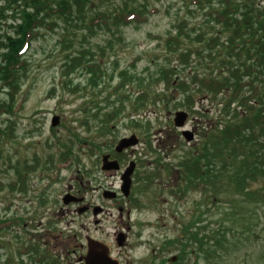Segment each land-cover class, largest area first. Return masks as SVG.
Wrapping results in <instances>:
<instances>
[{"label": "trees", "instance_id": "obj_1", "mask_svg": "<svg viewBox=\"0 0 264 264\" xmlns=\"http://www.w3.org/2000/svg\"><path fill=\"white\" fill-rule=\"evenodd\" d=\"M93 1L0 0V29L8 22V30L0 32V94L8 91V105L6 99L0 98V112L12 111L15 95L27 76L24 52L41 28L50 30L62 21L65 31L74 28V37L78 32L85 37L97 30L114 34L123 26L140 25L147 18L146 5L141 1L119 0L113 6H104L107 0H96L97 7ZM191 1L195 8L203 10L207 27H201L194 39L204 44L181 46V35H191L177 28L179 36L165 39L167 53L156 55L155 73L149 67L144 75L120 69L119 79L112 85L108 78L114 80V69L110 71L103 59L91 53L85 57V51L78 48L66 56L61 71L63 87L75 91L80 83L73 84L72 75H87L83 89L91 86V97L79 106L83 112L79 122L95 135H75L67 140L53 136L56 140L49 146L61 148L58 153L49 152L46 160L52 162L57 155L60 161L80 164L79 151L84 145L88 144L87 150L95 155L104 146L111 149L110 140L103 144L100 137L111 131L112 122L119 120L124 111L139 115L157 102L188 109L200 117L199 140L184 150L174 164L155 159L154 169L140 176V196L135 205L141 208L148 204L147 200L152 202V196L159 193L152 190L154 180L171 173L174 182L168 185L166 196L167 201L174 198L177 202L170 210L173 216L175 211L179 214L175 223L179 227L160 248L163 252L176 250L177 260L170 264H187L193 257L197 263L204 257L207 264L212 260L237 264L239 244L254 250L252 254L258 252L261 260L252 264H264V18L258 15L253 0ZM188 7L190 13L195 11ZM110 42H106L109 50L113 48ZM189 68V76L185 77L183 70ZM204 69H210L209 73ZM163 82L164 91L156 92L155 86ZM133 83L138 85L131 92L126 85ZM199 97L203 104L195 110ZM208 103L216 106L211 116L209 109H204ZM130 121L149 130V122L143 123L140 118ZM35 157L36 161L40 159ZM22 171L17 169L19 176ZM192 193L199 195L192 209L179 212L183 198ZM5 220L0 219V233ZM7 245L8 239L0 237V247ZM166 261L162 256L154 264Z\"/></svg>", "mask_w": 264, "mask_h": 264}, {"label": "rangeland", "instance_id": "obj_2", "mask_svg": "<svg viewBox=\"0 0 264 264\" xmlns=\"http://www.w3.org/2000/svg\"><path fill=\"white\" fill-rule=\"evenodd\" d=\"M97 1H93L95 7L98 5ZM135 1L137 3L141 1L146 5L145 14L147 18L140 25L123 26L118 31H114V34L97 30L91 34H85V37H83L82 32H78L77 36L74 37L73 32H75V29L70 28V31H65L62 28L65 24L62 21H58V26L56 25L53 29L41 28L39 34L36 35V39L27 46L24 52L28 60L27 76L15 95L12 111L0 112V219L6 218L5 224H3L5 226L2 228L4 231L0 233V237L8 239V243H10L8 234L11 232V226L7 225L9 219L15 224V219L18 217L26 218L27 212H29L28 215H38L39 212L44 211L40 206H37L35 193L38 195L39 192H42L43 186L48 182L46 180H37L38 173L41 172L39 170L37 174L31 176L28 184V186H34L35 193L31 194L28 191L22 193V184L19 183L20 181L16 176V168L22 166L23 159L32 160L34 154L44 159L47 153L51 151L58 153L61 146H49V142L56 140L53 136L66 139L75 135L80 138H93L95 135L94 131L89 130L86 125H82L79 122L83 115L79 106L85 99L91 97V86L83 89L84 85H86L87 75L82 72H76L72 75L74 78L73 84L80 83L79 89L68 91L63 87L62 78L64 77L61 76V71L62 65L67 59L66 56L77 52L75 50L78 48L85 51V57H89V53H91L94 58L103 59L110 71L114 69V80L108 78L110 84L113 85L119 79V74L117 73L120 69L129 68L130 71L135 70L138 75H144L147 71L146 67H149L155 73L154 71L157 67L156 55L167 53L168 44L165 39L176 35L179 36L177 34V28L179 27H182L185 33L191 35V38L184 34L181 35V46L192 48L194 45L200 46L204 44L203 41L194 39L199 34L201 27H207L204 25L203 10L195 8L196 4L191 3V0ZM260 1H263L264 5V0ZM118 2L120 1L107 0L104 6H113ZM187 5L189 6L188 8L195 11L190 13L186 8ZM7 26L8 22L3 24L0 32L5 33L8 30ZM216 28L218 29V26ZM211 33L209 32L208 34ZM67 39H71L72 44ZM109 39L113 45L110 50L108 43H106ZM174 44L172 43L171 45L173 46ZM172 63L176 64L177 62L173 61ZM199 70L201 71L202 69ZM188 71L185 69L183 73ZM209 71L210 69H204L206 74ZM137 85L138 83L127 84L126 89L131 92L135 91ZM99 89H102L101 85ZM164 89V82L155 86L156 92L164 91ZM0 98L6 99V104L8 105L7 90L0 94ZM202 103L203 100L199 97L197 103H195V109H198ZM87 106L90 107L91 105L88 104ZM177 109L184 108L166 107L157 102L155 105H149L147 109H144V112L143 110L139 112V115L124 111L122 115L125 118L113 121L111 131L107 132L104 137H100V140L103 144L111 139H115L116 142L123 136L135 133L139 137V143L134 149L129 148L125 152V156L126 159H139L137 161L139 166L138 174L143 171H152L154 169L153 165L156 163L153 160L156 158H161L163 163L174 164L184 150L193 146L199 140L197 132L199 130L197 129L201 123L198 115L194 117L191 114L189 115L185 127L193 129L196 132V136L194 141L186 142L179 133L180 129L173 124L174 112ZM204 109H209L208 114L211 116L216 110V106L208 103ZM54 115H58L60 121L57 125L52 126L50 117ZM133 117L142 119L143 123L149 122V130L142 125H133V123L128 121V118ZM150 142L151 149H148L147 146ZM87 147H89L88 144L84 145L79 151L82 157L81 163L78 164L71 161V165L60 168L58 178L53 181L50 190L45 191L48 199H58V204L61 206L60 211L56 209L54 215L60 219L58 224L62 230L58 242L60 247H57V253L61 255L60 258L64 261L62 264H67L65 260L67 249L64 246L67 245L69 250L76 249L75 253L68 254L72 264H74L78 255L85 250L84 246L81 247L80 244L85 245L84 241H86L87 235L109 242L113 249V255L118 257L124 264H152V252L155 254L159 253V246L164 243L167 237L177 233V228L179 227V224L175 226V223H177L176 218H178L179 214L175 211L173 216L170 210V206L177 203L176 200L173 198L167 201L166 193L161 192L163 191V185L168 187L170 183L174 182L172 179L173 175L170 173L164 175V178H157L156 181L157 183L159 182L157 191L159 193L155 200L152 202L147 200L148 204L146 206L132 210L130 218H128L131 226L129 228V238L127 239L128 243L125 247L119 249L115 241V232L120 226L125 229L128 221L125 216L119 218L117 208H108L105 214L99 215L100 221L98 222L94 221L96 217L91 213V210L85 214H78L74 206H70L71 210L69 211H65L67 208L62 209L63 203L60 201L64 190H67L69 185L76 184L74 179H76L75 177L80 178L81 174L84 175L82 179L84 186L87 188L86 190H88L87 197L93 198L91 200H103L110 203L107 199L104 200L101 197L99 191L92 190V187L100 183L105 184V186L110 183H114L116 186L119 184L118 178L107 177L113 173L112 171L105 173L100 168V161L97 164L96 157H100L101 153L96 152V155H89ZM106 148L105 146L103 147V152L107 150ZM55 160L57 166L60 162L58 159ZM84 169H93V176H87L83 172ZM48 173L54 175L56 172L48 170ZM12 181H14V184L11 183ZM198 197L199 195L192 193L190 196L183 198V205L180 204L178 211L187 210L189 212L192 209V204H194V199ZM143 198L145 197L143 196ZM47 202L51 210L53 204L49 201ZM35 210L39 211L36 212ZM47 216L48 214L46 216H42V214L35 216V222H37L38 218L43 219ZM33 227L36 230L40 229L36 227V223ZM28 232L31 233V231ZM25 235V239H30L27 234ZM42 245L49 250L52 248L49 243ZM247 249L249 247L239 244V263L237 264H252L261 260L257 254L258 252L252 254L254 250L249 249L248 252ZM0 254V264H8L6 262L8 247H0ZM175 254L176 250L171 249L169 252H160L159 258L163 255L172 257ZM211 262L209 264H219L214 263L213 260ZM187 264L207 263L204 257H201L198 263L193 257Z\"/></svg>", "mask_w": 264, "mask_h": 264}, {"label": "flooded vegetation", "instance_id": "obj_3", "mask_svg": "<svg viewBox=\"0 0 264 264\" xmlns=\"http://www.w3.org/2000/svg\"><path fill=\"white\" fill-rule=\"evenodd\" d=\"M256 6L259 9V11L261 13L264 14V5H263V1L257 0L256 1ZM114 148V146H112ZM134 149V148H133ZM125 152L123 151L122 154H118L114 157V155L111 152H108L110 154V158L111 159H117V161L119 162L120 168L116 170H109L112 171L113 173L109 174L107 177H114L118 178L119 184L116 186L114 185V183H110L109 185L100 183L99 185L93 186L92 190H96L99 191L101 193V195H104V192H107V190H114L117 192V195H115L111 200H110V206L107 204H104L100 201H94L91 200L90 198L87 197V192L88 190H82V188L86 189V187L84 186V182H83V177L84 175L81 174V179L80 180V184L82 186V188H76L75 184L72 186L70 185V189L71 190H65L64 192L66 193L67 191H70L71 193L75 194V195H79L82 200L79 202L73 201V200H69L72 199L73 197L69 196L66 197L67 199V203L64 202V198H65V193H63L62 195V201L64 203V206H66L65 208H67V210H70V205H74L76 208V211L79 209V205H82L83 207L86 208V211H94V209L96 210H101V214H105L107 212V208L110 207H115L118 209L119 211V218H123V216L125 215V217L127 218V225L126 228H130V221L128 218H130V213H131V209L132 207L130 206V199L127 198L126 196H124V194L122 193V178L123 177V172L124 169L126 168V166L129 164V162L131 161V158L126 159L125 156ZM127 160V161H126ZM107 172V171H106ZM105 172V173H106ZM135 173V172H134ZM133 173L132 177V184H131V188L130 191L133 189V186L137 183L136 180V175ZM33 174H30L29 177H27V180L30 181V178ZM118 176V177H116ZM37 180L39 181H43L44 178L41 177H37ZM87 182H89L87 180ZM30 186V185H29ZM28 186V192H31V194H33V192L35 191L34 186ZM84 191V192H83ZM35 193V192H34ZM35 197L37 198V206L42 209L44 208L45 211L41 212L42 216H46V214H48L47 217L41 219L38 218L37 222H35V217L31 216V218H28V213L27 212V216L26 218L22 219L20 224H9L11 226V232L8 234V237L10 238V245L8 244V264H42L43 259L42 256H40V254L35 253V249L33 247H31L28 251H25V246L26 248L28 246L35 245L36 243L39 244V248L42 250L45 246H43L42 244L46 245V243H49L52 245V248L49 250L50 252L48 254H52L53 257H56L58 255L57 251H58V246L60 247V244L58 243L61 237V233L62 230L60 229L59 226V222L60 219L57 218L56 216H54L55 210L57 209L60 210V205L58 204V201H56L55 199H49V202L52 203V209L50 210L48 207L49 203L47 202L46 206L43 205L42 202L38 201V195L37 193H35ZM93 199V198H92ZM79 206V207H78ZM96 206H100V207H96ZM66 211V210H65ZM64 212V211H63ZM33 215V214H32ZM97 222L99 221L98 219L96 220ZM36 223V227L40 228L39 230H36L33 226ZM119 229H123L121 226L119 228H117L118 232H116V237L117 235H119ZM26 230V232H25ZM36 230V231H35ZM28 231H31V233H29ZM68 231H70L68 229ZM25 232V233H24ZM25 234H27L28 237H30V239H25ZM88 237V236H86ZM25 240V241H24ZM42 242V243H41ZM81 247H83V244H80ZM76 249L73 248L72 250H67V253H75ZM57 253V254H56ZM85 253V250L83 251V253L78 255V260H76V262L74 264H82V260L81 257L83 256V254ZM67 254V256H65V260L67 261V264H72V260L69 257V255ZM27 257V258H26ZM64 263V261H63ZM49 264V263H47ZM54 264H56L54 262Z\"/></svg>", "mask_w": 264, "mask_h": 264}, {"label": "water", "instance_id": "obj_4", "mask_svg": "<svg viewBox=\"0 0 264 264\" xmlns=\"http://www.w3.org/2000/svg\"><path fill=\"white\" fill-rule=\"evenodd\" d=\"M188 114L184 110H179L176 111V116H175V124L177 126H181L184 124L185 119L187 118ZM59 122V116H53L52 117V125H56ZM183 135L185 138L189 141L192 140L194 137V133L190 129H185L183 130ZM138 141L137 137L135 135H132L129 138H122L118 145L116 146V149L118 151L122 150L124 147L131 145V144H136ZM103 159V168H109V167H115L118 166L116 161H108V155H104L102 157ZM133 171V167L127 168L124 174V186L123 188H126V194L129 193V188L130 187V182L131 178L129 177ZM122 244V242H120ZM85 264H119L118 261L114 258H112L109 255V249L108 247L94 239H89L88 241V252L85 255Z\"/></svg>", "mask_w": 264, "mask_h": 264}]
</instances>
